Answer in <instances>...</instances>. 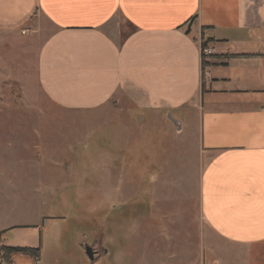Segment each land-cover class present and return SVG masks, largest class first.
Here are the masks:
<instances>
[{
    "label": "crops",
    "instance_id": "0c3cea01",
    "mask_svg": "<svg viewBox=\"0 0 264 264\" xmlns=\"http://www.w3.org/2000/svg\"><path fill=\"white\" fill-rule=\"evenodd\" d=\"M201 38L212 50L203 69ZM29 78L64 111L125 107L138 123L186 129L198 156V250L183 208L172 218L152 209L158 229L178 228L186 254L170 260L264 264V0H0V90ZM170 228L159 232L168 240Z\"/></svg>",
    "mask_w": 264,
    "mask_h": 264
},
{
    "label": "rangeland",
    "instance_id": "374dc122",
    "mask_svg": "<svg viewBox=\"0 0 264 264\" xmlns=\"http://www.w3.org/2000/svg\"><path fill=\"white\" fill-rule=\"evenodd\" d=\"M33 59L28 52L16 61ZM29 80L0 90V246L38 248L40 256L16 254L10 264H93L84 247L97 240L95 264H195L170 260L181 252L178 228L159 227L174 232L168 240L151 218L152 209L172 218L183 208L178 216L198 250L190 224L198 156L186 129L149 117L138 123L125 107L64 111Z\"/></svg>",
    "mask_w": 264,
    "mask_h": 264
},
{
    "label": "trees",
    "instance_id": "16d2710c",
    "mask_svg": "<svg viewBox=\"0 0 264 264\" xmlns=\"http://www.w3.org/2000/svg\"><path fill=\"white\" fill-rule=\"evenodd\" d=\"M210 40H203L201 38L200 47L205 48L207 43ZM208 63L205 62L204 57L201 58V69L206 67ZM16 254H21L27 257H30L33 260H37L40 256V250L38 248H14V247H7V246H0V259L6 260L10 264L12 258Z\"/></svg>",
    "mask_w": 264,
    "mask_h": 264
},
{
    "label": "water",
    "instance_id": "95a60500",
    "mask_svg": "<svg viewBox=\"0 0 264 264\" xmlns=\"http://www.w3.org/2000/svg\"><path fill=\"white\" fill-rule=\"evenodd\" d=\"M173 125L176 127L175 122H173ZM97 252L93 251V248L90 246L84 247V254L87 257V259L92 262L95 258Z\"/></svg>",
    "mask_w": 264,
    "mask_h": 264
},
{
    "label": "built area",
    "instance_id": "2783aa9c",
    "mask_svg": "<svg viewBox=\"0 0 264 264\" xmlns=\"http://www.w3.org/2000/svg\"><path fill=\"white\" fill-rule=\"evenodd\" d=\"M201 56L207 57L211 54L212 50L209 48H201Z\"/></svg>",
    "mask_w": 264,
    "mask_h": 264
}]
</instances>
